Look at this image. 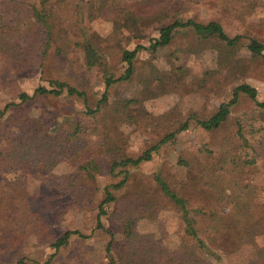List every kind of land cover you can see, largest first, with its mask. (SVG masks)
<instances>
[{"label": "rangeland", "instance_id": "1", "mask_svg": "<svg viewBox=\"0 0 264 264\" xmlns=\"http://www.w3.org/2000/svg\"><path fill=\"white\" fill-rule=\"evenodd\" d=\"M69 1L72 4L88 2ZM179 3L178 18H194L205 22L217 20L229 35L245 36L243 43L229 46L224 41L215 39L214 48H208L203 55H185L180 48L197 41L190 32L178 33L173 42L158 53L142 50L137 58V73H145L149 77L164 76L169 80V90L157 95L153 92V95L144 98L146 112L143 109L134 110L139 116L134 113L131 118L124 117L117 129L111 126V120H107L109 125H106L103 118L86 113L85 106L95 107L106 85L103 71L99 67L88 69L85 64V36L92 39L105 54L110 70L120 75L127 68V63L123 60L124 50L134 49L138 44L149 45L150 38L159 35V29L151 28L145 38H129L130 33L127 31L116 38L107 20L86 17L87 20L81 23V17L73 6H62V9L53 7L52 12L57 14L56 41L46 42L44 29L34 22L33 28L38 29L31 33V45L23 58L20 55H0V108L13 101L19 102L22 92L33 94L40 86L51 88L50 80L53 79L68 82L85 90L87 94V103L83 97L71 96L67 92L60 96L39 95L29 102L21 114L9 111L10 114L1 118L0 149L8 154L15 152L19 158L13 167L5 162L10 156L1 161L0 197L3 195L11 201L16 200L18 207L22 198L25 206L20 207L13 215L15 220L11 224L16 227L12 233L14 235L0 242V264H19L22 259L27 264L47 262L54 255L52 239L67 230H79L89 236L74 235L69 244L53 257L51 264H113L106 249L110 236L101 230L95 231L104 188L121 177L110 172L111 157L116 151L125 156L140 155L152 137L162 134L168 128L163 118L165 113L172 114L173 110H177L186 117L195 112L202 118L212 116L219 104L229 98L233 87L239 84L228 83L219 91L203 85L202 74L205 70L216 67L218 54L247 65L249 72L240 83L248 82L257 87L258 98L264 100V60L246 46L250 38H257L264 43V0H179ZM177 66H183L192 74L180 72L176 69ZM195 74L198 76H192ZM134 78L111 87V101L117 97H142V82ZM159 84L155 80L149 85V90L158 89ZM253 106V101L242 95L241 101L233 108L229 124L216 132H209L192 123L189 129L177 135L174 142L166 144L159 152H154L151 160L131 168L129 184L119 195L128 194L130 198L138 199L141 195L154 193V174L162 171L165 177L177 182L174 186L189 197L191 206L199 207L202 216L197 227L200 235L210 240L208 233L214 232L215 219L211 213L216 212L217 218H220L229 213L230 206L212 200L202 188L194 187L195 185H192L194 188L191 192L183 189L182 183L190 182L192 174L190 175L188 167L177 162V158L183 153L193 159L196 166L194 171L197 172L196 159H200V153L208 143L215 146L225 135L235 132L240 123L247 133L253 122L256 127L264 128V116L259 121H254ZM28 117H41L48 128L55 129L33 134ZM74 120L80 121L85 130L80 135V147L82 141L83 145L77 158L82 160L94 157L98 163L97 169L90 174L79 167L80 160L75 161V157H66L65 154H58L56 160L59 162L54 165L37 163L35 158L41 154L47 157L49 149L58 153L56 148L50 146L51 141H57L56 138H51L50 133L59 128V134H56L62 137L65 132L62 129H68ZM148 120L150 123H147ZM54 134L53 137H56ZM260 136L252 140L257 148V165L238 169V179L255 184L258 196L264 199V131ZM61 142L62 139L60 144ZM64 142L66 144V138ZM3 156L4 154L0 157ZM160 202L161 207L155 219L141 218L135 227L128 228L125 235L119 234L116 237V246L124 253L136 251L144 246L146 240L163 245L181 242L184 236L183 220L174 206L163 199ZM34 212H41L43 224L39 225ZM108 223L107 220V226ZM257 233L258 237L251 243L242 244L236 250H221L223 262L237 264L256 259L259 250L264 249V223ZM209 243L214 250H219L218 243Z\"/></svg>", "mask_w": 264, "mask_h": 264}, {"label": "trees", "instance_id": "2", "mask_svg": "<svg viewBox=\"0 0 264 264\" xmlns=\"http://www.w3.org/2000/svg\"><path fill=\"white\" fill-rule=\"evenodd\" d=\"M62 6L74 7L83 23L87 18H102L110 22L113 36L118 38L127 31L129 38H145L148 30L155 27L159 29L157 37L150 38V44H138L134 49H126L123 52V60L127 63V68L120 75L114 74L106 60L105 54L98 48L92 39L85 36L84 60L88 69L99 67L103 71L105 90L102 97L98 100L95 107L86 105V113L97 118H103V122L108 124L111 120L115 129L124 117L134 116V110L143 109V99L160 92L169 90V80L164 76L149 77L145 73H137V58L142 50H149L158 53L167 48L178 33H192L197 41L190 42L184 48H180L185 55L201 54L209 48H214L215 39L224 41L229 46L242 45L245 36L236 34L229 35L222 23L217 20L201 21L194 18H178L180 13L179 0H88V2H79L72 4L69 0H0V55L17 56L23 58L31 45V33L37 31L33 28L34 22L44 29V39L46 42L56 41L57 14L52 12L53 7L62 9ZM87 17V18H86ZM33 18V19H32ZM154 28V29H155ZM86 35V34H85ZM33 43V42H32ZM246 46L264 60V43L257 38H250ZM61 51V46L59 47ZM215 68L207 69L202 74V83L204 86H210L211 90L219 91L228 85V83H238L229 98L219 104L218 110L209 118H202L197 112L188 117L173 110L172 114H164L163 118L168 124V128L156 137H152L147 148L138 156H125L122 152H114L110 160V172L114 176H121L117 182L108 184L104 188V197L99 203V213L97 215L96 230H101L110 236L107 243V252L113 260V264H229L222 260L221 250L230 248L238 249L242 244L251 243L258 237V231L264 223V199L258 196L255 184L244 183L238 179V169L243 170L246 167L256 166L258 157L256 145L252 140L257 139L258 135L264 131V128H258L254 122L250 124L249 133L244 130L241 123L235 132L225 135L223 140L215 146L207 144L200 159H196L198 171L195 172V162L185 154H179L177 162L189 168L192 174L190 182L182 183L183 189L191 192L192 188L200 187L205 194H208L212 200L219 201L230 206L229 213L217 218V213L213 220L214 232H209L210 240H206L200 235L197 225L202 216L199 207L190 205V199L183 194L180 189L174 186L177 182L165 177L162 171L155 172L154 180L156 190L152 194L141 195L138 199H133L128 194L119 195L124 190L131 179L130 169L139 166L145 161L153 158L154 152H159L166 144L174 142L177 135L189 129L192 123L199 125L209 132H216L227 126L230 122L233 108L241 101V96L245 95L254 103L253 110L255 119L259 121L264 116V100L258 98V88L248 82H241L249 72V67L234 59H227L218 54ZM180 72L186 71L183 66L176 68ZM197 77L198 75H192ZM136 77L141 83V96H131L127 98H116L111 101L109 90L114 85L121 82L134 80ZM157 80L160 82L158 89L149 90V85ZM226 83V84H225ZM51 88L46 86L38 87L33 94L22 92L19 96L20 101L7 103L0 108V120L9 111L19 112L26 110L29 102L39 95L60 96L64 92L68 95L83 97L87 103V94L85 90L68 82L58 79L50 80ZM157 86V85H156ZM160 89V90H159ZM139 116L138 113H135ZM141 115V114H140ZM143 117L145 115H142ZM31 132L40 134L41 132L52 131L48 128L43 118L28 117ZM64 136L59 137L57 128L50 133L51 138H56V142L51 141L50 146L56 148L48 150V156L41 154L35 158L37 163L57 164L58 154L71 155L75 161L80 159L77 156L81 153L79 142L80 136L85 132L80 121H71ZM147 123H150L149 120ZM60 132V131H59ZM55 133V134H54ZM57 133V134H56ZM54 136L56 137H53ZM80 136V137H79ZM261 137V136H260ZM66 138V144L64 139ZM61 139L63 142L60 144ZM48 142H46L47 144ZM64 148V149H63ZM0 165L4 158L12 167L16 166V153L8 154L0 149ZM43 158V159H41ZM86 169L88 173L96 170L98 163L94 157L80 160L79 167ZM192 185H195L192 187ZM1 195V194H0ZM151 196L153 198L151 199ZM193 197V196H192ZM160 199L167 201L174 206L184 224V235L180 243L163 245L153 240H146L144 246L132 253H124L119 246H116V237L119 234H126L128 228L135 227L141 218L155 219L158 216V210L161 207ZM163 202V201H162ZM46 203V202H45ZM158 205V206H157ZM21 198L20 207H24ZM16 200H9L5 196L0 197V242L5 238H11L15 225L11 222L15 211L19 208ZM113 207V210L111 208ZM37 215L39 225L43 224L41 212H34ZM108 220V226L106 221ZM74 235L88 237L79 230H67L60 236L52 239L51 245L55 249L54 255L43 264H51L53 257L57 255L63 247L69 244ZM18 238V237H17ZM16 238V239H17ZM15 239V240H16ZM209 241L218 243L219 250H214ZM1 247V245H0ZM19 264H27L25 260H19ZM237 264H264V249H260L258 257L248 262Z\"/></svg>", "mask_w": 264, "mask_h": 264}]
</instances>
